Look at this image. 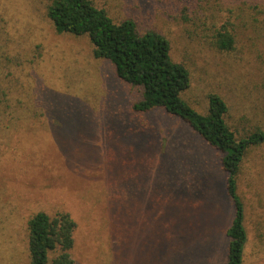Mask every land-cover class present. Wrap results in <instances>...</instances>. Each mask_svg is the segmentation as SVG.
<instances>
[{"label":"rangeland","instance_id":"374dc122","mask_svg":"<svg viewBox=\"0 0 264 264\" xmlns=\"http://www.w3.org/2000/svg\"><path fill=\"white\" fill-rule=\"evenodd\" d=\"M50 1L0 0L1 72L35 104L29 118L0 114V264H31L38 213L75 221L74 264H226L235 209L224 155L162 109L135 112L141 89L96 59L87 36L58 34ZM91 1L169 41L197 111L218 95L239 137L264 129V0ZM226 31L229 52L216 46ZM238 188L245 264H264V143L248 151Z\"/></svg>","mask_w":264,"mask_h":264},{"label":"trees","instance_id":"16d2710c","mask_svg":"<svg viewBox=\"0 0 264 264\" xmlns=\"http://www.w3.org/2000/svg\"><path fill=\"white\" fill-rule=\"evenodd\" d=\"M47 17L58 34L87 36L96 59L109 61L123 82L141 89V98L133 106L135 112L146 114L162 109L184 121L224 155L222 167L227 175V192L235 209L227 232L230 241L226 264H245L249 232L238 178L248 151L264 143V129L239 137L228 121L229 105L218 95L209 96L206 114L192 107L182 96L191 85L190 72L172 60L169 41L163 35L153 31L140 34L133 20L117 24L91 0H51ZM216 46L220 51H232L235 39L228 31L220 32ZM4 58L0 55V60ZM1 71L0 68V114L18 110L23 118H29L35 104L23 100L24 93L20 98V90L15 89L14 80L9 78L11 70L7 76ZM7 79L9 84L4 87ZM76 228L75 221L66 213L53 218L45 213L33 216L28 222L31 264H74L71 250ZM52 254L56 256L51 258Z\"/></svg>","mask_w":264,"mask_h":264}]
</instances>
